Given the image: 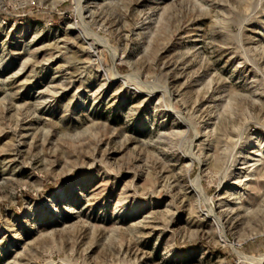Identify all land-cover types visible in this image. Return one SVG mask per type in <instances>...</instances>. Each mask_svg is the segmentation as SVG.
I'll return each instance as SVG.
<instances>
[{"label":"rangeland","instance_id":"1","mask_svg":"<svg viewBox=\"0 0 264 264\" xmlns=\"http://www.w3.org/2000/svg\"><path fill=\"white\" fill-rule=\"evenodd\" d=\"M0 264H264V0H0Z\"/></svg>","mask_w":264,"mask_h":264},{"label":"bare ground","instance_id":"2","mask_svg":"<svg viewBox=\"0 0 264 264\" xmlns=\"http://www.w3.org/2000/svg\"><path fill=\"white\" fill-rule=\"evenodd\" d=\"M257 152V151H256ZM255 156V155H254ZM189 159H190V161H192L193 159H194V157H193V155H189ZM200 187H196V192L200 195V196H202L201 194H200ZM203 197V196H202ZM207 207H208V211H207V216H212V218H213V221L216 223V225L218 226V227H220V228H223V224H222V222H221V220H220V218L219 217H217L216 215H215V212H214V209H213V207L208 203L207 204ZM261 261V260H260Z\"/></svg>","mask_w":264,"mask_h":264}]
</instances>
